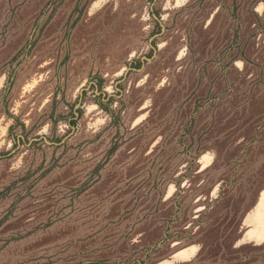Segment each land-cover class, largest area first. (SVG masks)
Wrapping results in <instances>:
<instances>
[{
  "label": "rangeland",
  "instance_id": "rangeland-1",
  "mask_svg": "<svg viewBox=\"0 0 264 264\" xmlns=\"http://www.w3.org/2000/svg\"><path fill=\"white\" fill-rule=\"evenodd\" d=\"M263 189L264 0H0V264H264Z\"/></svg>",
  "mask_w": 264,
  "mask_h": 264
},
{
  "label": "crops",
  "instance_id": "crops-1",
  "mask_svg": "<svg viewBox=\"0 0 264 264\" xmlns=\"http://www.w3.org/2000/svg\"><path fill=\"white\" fill-rule=\"evenodd\" d=\"M264 194V189L260 193L258 200L256 201V204L253 206V209H251L243 218V224L245 225V229L241 236L238 238L236 244L233 246L237 248L238 250H241V254L243 256H248L249 254L246 252L244 253L243 250H247L248 246H250V249L252 253L249 255L251 257L253 256L254 250L264 246V200L263 202H260L262 196ZM263 212L262 224L261 226H257L254 222L255 218L259 217V213ZM248 220H253V223H249ZM189 249L185 248L180 251L182 253L188 252ZM179 251V252H180ZM258 261H255L254 258H252L251 263H257Z\"/></svg>",
  "mask_w": 264,
  "mask_h": 264
}]
</instances>
